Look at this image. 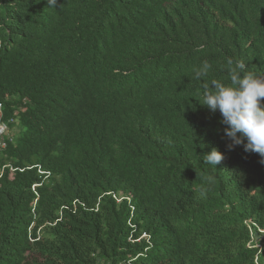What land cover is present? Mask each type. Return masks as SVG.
Segmentation results:
<instances>
[{
    "label": "trees",
    "instance_id": "1",
    "mask_svg": "<svg viewBox=\"0 0 264 264\" xmlns=\"http://www.w3.org/2000/svg\"><path fill=\"white\" fill-rule=\"evenodd\" d=\"M229 60L264 76V0H0V264H262L264 157L200 104Z\"/></svg>",
    "mask_w": 264,
    "mask_h": 264
},
{
    "label": "clouds",
    "instance_id": "2",
    "mask_svg": "<svg viewBox=\"0 0 264 264\" xmlns=\"http://www.w3.org/2000/svg\"><path fill=\"white\" fill-rule=\"evenodd\" d=\"M49 3L54 5L55 0ZM228 65V81L213 80L206 85L200 104L212 113L219 111L220 123L225 125L224 135L231 141L229 149L242 144L246 152L264 157V76L247 71L243 62L229 60ZM211 67L204 62L195 69L196 78L206 76ZM203 159L216 167L223 154L212 148Z\"/></svg>",
    "mask_w": 264,
    "mask_h": 264
},
{
    "label": "built area",
    "instance_id": "3",
    "mask_svg": "<svg viewBox=\"0 0 264 264\" xmlns=\"http://www.w3.org/2000/svg\"><path fill=\"white\" fill-rule=\"evenodd\" d=\"M3 107L0 105V153L7 146L8 143H13L15 138L12 135V130L10 124H14V120H9L8 122L2 120ZM14 128V126H13ZM261 232V231H260ZM257 255L254 259V264H259V255L262 253V246L257 245Z\"/></svg>",
    "mask_w": 264,
    "mask_h": 264
},
{
    "label": "rangeland",
    "instance_id": "4",
    "mask_svg": "<svg viewBox=\"0 0 264 264\" xmlns=\"http://www.w3.org/2000/svg\"><path fill=\"white\" fill-rule=\"evenodd\" d=\"M11 130H12V135L14 136V138L17 136V134H18V132H19V128H17V127H14V128H11ZM264 261V260H263ZM262 264H264V262L262 263Z\"/></svg>",
    "mask_w": 264,
    "mask_h": 264
}]
</instances>
